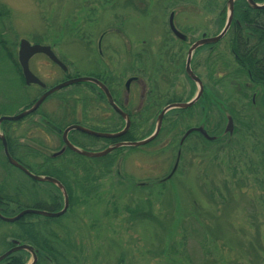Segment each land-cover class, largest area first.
<instances>
[{"label": "rangeland", "instance_id": "374dc122", "mask_svg": "<svg viewBox=\"0 0 264 264\" xmlns=\"http://www.w3.org/2000/svg\"><path fill=\"white\" fill-rule=\"evenodd\" d=\"M169 1L178 0H0V6L10 12L8 21L0 26V42L16 61L21 40L51 47L66 72L43 56L29 62L31 73L47 89L68 79H104L118 99L127 96L125 108L136 128L133 141H139L153 128L157 113L169 101L186 102L192 96L182 73L186 50L182 61L172 69L175 81L169 80V60L164 62L163 70L155 67L161 52L169 56V48L162 50L169 39ZM207 1L191 0L187 6V35L191 41L212 30ZM215 1L220 9L222 0ZM98 43L101 53L97 51ZM216 48L211 58L205 52L194 62L201 66L196 70L210 95L230 104L235 118V135L230 141L225 137L205 148L200 143L207 142L191 135L183 146L178 145L186 129L201 126L203 113L198 106L183 115H167L159 137L147 146L120 149L99 159L65 152L48 161L60 148V138L45 127L43 119L61 130L79 125L97 133H111L123 127L88 84L62 89L46 99L33 116L6 122L2 127L1 132L17 147L15 158L29 166L35 176H51V168L66 167L62 175L73 187L74 182L88 179L91 188L85 194L72 189L71 206L56 222L30 215L27 218L41 234L56 237L58 250L66 258H61L62 264H261L264 174L254 165L264 154V111H256L250 104L237 107L231 102L235 93L227 84L229 79H224L228 72L221 67L222 79L217 78L219 54L229 63L231 60L223 54L226 40ZM11 68H0V109L5 108L4 116L19 113L43 94L35 86L9 85ZM138 74L139 81L126 93L127 79ZM141 82L144 93L140 92ZM224 124L219 110H211L208 133L220 134ZM69 138L76 148L90 153L108 145L76 132ZM28 150L37 155H26ZM178 152V168L167 181ZM109 163L113 164L106 169ZM48 186L31 182L10 167L0 150V189L4 187L0 196L14 200L8 211L16 214L24 209L55 207L53 203H58L61 196ZM136 206L149 210L159 225L133 223L125 209L135 210ZM14 224L0 222V256L8 249L4 239L10 243L20 234ZM250 247L255 256L246 251ZM31 261L26 257L27 264Z\"/></svg>", "mask_w": 264, "mask_h": 264}, {"label": "flooded vegetation", "instance_id": "af4514ba", "mask_svg": "<svg viewBox=\"0 0 264 264\" xmlns=\"http://www.w3.org/2000/svg\"><path fill=\"white\" fill-rule=\"evenodd\" d=\"M190 1L191 0H178L177 2L169 1V39L165 41L162 50H166V48H169V56L167 55V57H169V80L171 81H175L172 69L175 67L176 63L182 61V52L186 50L187 53L190 46L201 38H211L218 36L223 31L227 21L230 18L229 3L231 0H222V5H220L219 7L220 9L216 8L217 1L215 0H210L214 2H205L206 5H208L207 13L209 14V16L212 15L213 22L212 24H210L212 30H210L211 32L209 33L203 32L198 38L191 41L187 35L188 22L186 21L185 17L186 9L187 6H189ZM251 1L256 5H264V0ZM140 4L141 3H138V5ZM134 8L136 9V6H134ZM180 16L182 17V19H180ZM178 19H180L181 21H179ZM171 24L174 30L170 27ZM174 31L179 35H176ZM225 40L227 48L225 51H223V54L228 55L231 60L229 63L227 60H225V58H221V54H219V59H216L217 63H219V67L217 68V78H221L222 67L228 72V74L224 76V79L226 80V82L229 79V82H227V84H229L230 86L232 85V87L234 88L235 97L231 100V102H233V104L237 107H243L244 105L250 104L252 109L260 111V98L262 97L263 91L262 88L257 87V83H260L258 79H261V77L259 75H256V73L264 67V10H255L251 8L247 0L232 1L231 20L224 36L221 38V40L213 45L202 46L201 48H199V52L195 54L196 56H193L191 69L195 76H197L199 79H201V77L196 69H200L201 66L195 64L194 59L199 54L205 52L207 54V57L211 58L212 51L216 53V47ZM125 45L127 44L125 43ZM96 47L98 53H101V44L98 43ZM162 55L163 54H161V58ZM135 58L136 56H134V59ZM139 63L140 61L136 65H138ZM184 65L185 63L182 65V73L185 80L190 83L184 74ZM261 75L264 77V74ZM138 78H140L139 74L129 77L127 81H131L130 85H136V83L139 81ZM97 80H99V82H101L109 90L115 104L122 109H126L125 105L127 104V96L123 99L121 97L118 99L115 93L112 92L109 84L104 79L99 78ZM139 85L140 92L144 93V83L141 82ZM92 89L97 92L98 99H100L102 103L104 102V104L107 105L100 91L95 87H92ZM225 104L227 105V103ZM202 110L204 111V108H202ZM233 124L235 126V118H233ZM234 133L235 127L233 130V136L235 135Z\"/></svg>", "mask_w": 264, "mask_h": 264}, {"label": "water", "instance_id": "95a60500", "mask_svg": "<svg viewBox=\"0 0 264 264\" xmlns=\"http://www.w3.org/2000/svg\"><path fill=\"white\" fill-rule=\"evenodd\" d=\"M232 1L233 0H231L229 3V5H230V9H229L230 18L227 21V23H226L223 31L221 32V34L218 35L217 37H214V38L201 39V40L197 41L196 43H194L189 48V50L187 52V57H186V62H185V74L189 78V80H191L194 83V85L196 86L195 96L187 103L171 104V105H168L165 108H163L157 116L153 133L149 137H147L146 139H143V140L138 141V142L116 143V144H113V145L107 147L106 149L99 151L97 153H90L87 151L79 150L78 148H76L75 146H73L69 142L68 135L71 132H78L80 134L86 135L88 137L96 138V139L117 140V139H120L123 136H125L130 129L129 117L114 104L112 97H111L109 91L107 90V88L105 86H103L99 81H97L93 78H76V79H71V80L65 81V82L47 90L46 92H44L37 99V101L27 110H24V111L20 112L19 114L12 116V117H1L0 118V124L3 122H18V121L28 117L29 115L33 114L48 97H50L52 94H54V93H56V92H58L64 88H67L69 86L76 85V84H91L100 90V92L103 94L107 104L123 120V122H124L123 129L119 132H116V133H97V132L91 131L89 129H86L84 127H81L79 125L69 126L65 130L60 132L61 140H62V144H63L62 149L59 152L55 153L54 155H51V158H56V157L62 155L65 152V150H69L70 152H72V153H74L80 157H83V158L97 159V158L105 157L108 154H110L111 152L116 151L118 149L138 148V147H142V146L149 144L158 136L160 129H161L162 120L168 112L173 111V110H187V109L191 108L192 106H194L202 98L203 86H202V83L200 82V80L197 77H195L193 75V73L191 72V69H190L191 59H192L193 53L195 52L196 49H198L199 47H202L204 45L215 44L219 40H221V38L224 36V34L226 33V31L229 27V23L231 20ZM247 1L249 3V6L255 10L264 9V5L258 6L254 3H252L251 0H247ZM170 27L173 29L172 24L170 25ZM175 34L179 35L176 32H175ZM36 55H43L51 63L58 66L63 71H65L66 68L55 57V55L53 54V52L51 51V49L49 47L40 46V45H30L27 41L21 40L19 42V45H18L17 60H18V64H19L20 69H21V73H22V76L24 79V83L27 86L37 85L41 89H45V86L36 77H34L31 74V72L29 71V61L32 57H34ZM128 84H129V82L127 83V86H128ZM223 113H224L225 118H226V126H225V133L224 134L229 133L231 136L232 132H233L232 120H231V118L227 112L224 111ZM192 132H196V133L200 134L206 141H209V142H213V141L217 140L214 137H209L208 134L206 133V131L204 130V128L201 126V127L196 128V129H191V130L187 131L184 134V136L182 137L180 145L183 144L182 142ZM0 142L2 145L3 155H4L7 163L11 167H13L14 169L21 172L24 176H26L31 181H34L37 183H47V184L54 186L59 191V193L61 194V196L63 198V208L60 212L48 213L45 211L29 209V210H23V211L19 212L16 216L11 217V218L3 217L0 214V221L3 223H6V224H13V223L19 221L20 219L24 218L25 216H29V215L30 216H39V217H43L46 219H57V218L62 217L67 212L68 205H69L68 197H67V194L65 192L64 187L57 180H55L53 178L38 177V176L31 174L26 168H24L18 162H16L14 159H12L8 153L7 143H6L4 137L1 133H0ZM174 171H173V173H174ZM13 245H15L16 247L0 256V263L3 260H5L8 256H10L11 254L16 253V252H20V251L28 252L31 255L32 263H30V264L36 263V253L32 247L27 246V245H18L17 242H13Z\"/></svg>", "mask_w": 264, "mask_h": 264}, {"label": "trees", "instance_id": "16d2710c", "mask_svg": "<svg viewBox=\"0 0 264 264\" xmlns=\"http://www.w3.org/2000/svg\"><path fill=\"white\" fill-rule=\"evenodd\" d=\"M9 18H10V12L8 10H6L4 7L0 6V26H2L3 21H5V20L8 21ZM161 54H163L162 58L160 55V57L158 58V63L155 66L158 71L163 70L164 62L168 63L167 60H169V57H167L165 53L161 52ZM8 66L12 67L11 68L12 74H11V79L9 80V85L11 84L12 86H18V87L24 86V82H23V79L21 76V71H20V68L17 64L15 57L12 54H9L7 47H4L3 43L0 42V68L6 70L8 68ZM3 73L6 74V71H3ZM261 74H264V67L261 68L260 71L256 73V75H259L261 77V79H258L260 83H257V87L262 88V91H263L262 97L260 98V108H261V111L263 112L264 111V77ZM190 87H191L190 91H191V95H192L193 90H194V85L191 82H190ZM220 90L223 91L224 90L223 87H220ZM210 94L211 93L208 92V90L206 89L204 101H203L204 102V111H205V107H206V112H205L206 123H208V114L211 112V110H215V108H217L214 104V97L211 96ZM35 101H36V99L34 101H32L29 105L24 107L23 109L29 108ZM175 102H179V101L175 100V99L169 101V103H175ZM222 102L226 103L224 100ZM196 106L193 109H195ZM227 107H229L231 109L230 104H227ZM193 109H190L188 111L190 112ZM188 111H174L171 113L183 115V114L187 113ZM4 112H5V108H1L0 109V116H2ZM159 112H160V110H159ZM171 113H169V114H171ZM197 116H199V115H197ZM129 117H130V119L132 118L131 115H129ZM43 122H44L45 127L47 129H49L50 132L57 134L56 132L59 129L58 127L54 126L50 121H48V119L47 120L43 119ZM5 125H6L5 123L2 124V126H5ZM134 126H135V124L131 120V128H130L129 132L124 137H122L121 139L116 140V141H110V142H117V141L133 142V135L132 134L136 130V128H134ZM150 133H151V130L149 131V133L146 136H148ZM5 137L7 140L8 151H9V154L11 155V157H13L16 161H18L21 165H23L25 168H27L31 172V169L29 166L24 164L19 158H17V157L15 158L14 154L17 150V147L13 146L12 142L10 141V138L8 137V135L6 133H5ZM104 142L107 144H111L109 141H104ZM200 144H201V146H204L206 148V147L215 146L218 143H203V144L200 143ZM0 150H1V145H0ZM28 151H30V152L25 153L26 155L33 156V158L35 155H37V153H35L34 151H31V150H28ZM48 161H53V160L49 159ZM112 164L113 163H109L108 166L106 167V169L110 168L112 166ZM254 167H260V169L262 170V172L264 174V154L260 160V163H258V165H254ZM66 171H67L66 167H63L60 170L55 169V168H51L50 172H48L51 174V176H48V177L55 178L57 181H59L63 185V187L67 193V196L69 198V205L71 206L72 189H76L81 194H85L86 190L91 188V186L88 187V179L83 178L81 181L74 182L75 185L73 187L70 184L69 180L65 176L62 175ZM173 176H172V178H173ZM172 178H170L168 181H170ZM164 183L165 182L160 183V185H162ZM48 187H51V186H48ZM51 188H53V187H51ZM143 189H145V188L143 187ZM0 191L4 192V187L3 188L1 187ZM13 202H14V200L11 197L0 196V214L2 216L13 217L19 213L18 212L16 214H14L15 212H12V210L11 211L7 210L9 203H13ZM57 202L58 203H56V202L53 203V206H55V207H52L51 209H43V208H38V207H36L35 209L44 210V211H47L49 213H55V212H58L62 207V198ZM15 204L17 206H19V203H17L16 201H15ZM147 204H150V203L147 202ZM125 211L129 215V219L132 220L133 223L139 222L141 224L147 223L150 225H153V224L159 225L158 219L153 217L149 210L145 211V209H141L138 206H136L135 210H131L129 208H126ZM28 217L29 216H26L22 220H19L18 222H16L14 224L15 226L17 225V227L19 228L20 234H19V236H13V238H11V239L15 240V241H19L21 244H26V245L33 247L34 250L37 252L38 260H37L36 264H41V263H43V264H62L63 261L61 260V258L62 257L64 259H66V258L58 250L59 241L56 240V237L52 238L51 235H49V234H45V233L41 234V231L39 232V230L36 227V224L32 223L31 221L30 222L27 221ZM59 219L45 220V221L51 223V222H56ZM129 219H128V221L131 222ZM25 222H27V223H25ZM153 226H156V225H153ZM161 231H164V229ZM171 233H172L171 229H169V234L171 235ZM202 238L204 239V236H202ZM5 241L7 242V239H4V243L8 249L13 247V245L11 243H9V242L6 243ZM171 248H173V247H171ZM246 251L248 252V254H253V256H255V253L251 247L246 249ZM26 257H28V255L26 253L18 252V253H15V254H12L11 256H9L6 260L3 261L2 264H26V262H25ZM260 263L261 264L264 263V259L262 262L260 261Z\"/></svg>", "mask_w": 264, "mask_h": 264}]
</instances>
